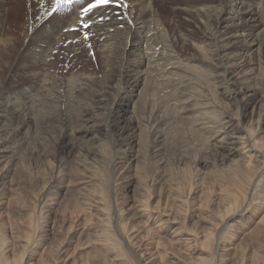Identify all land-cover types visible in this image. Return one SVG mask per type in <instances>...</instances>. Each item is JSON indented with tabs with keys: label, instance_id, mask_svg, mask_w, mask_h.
I'll return each mask as SVG.
<instances>
[{
	"label": "bare ground",
	"instance_id": "bare-ground-1",
	"mask_svg": "<svg viewBox=\"0 0 264 264\" xmlns=\"http://www.w3.org/2000/svg\"><path fill=\"white\" fill-rule=\"evenodd\" d=\"M18 1L14 0L8 8L5 7V4L0 9V179L5 178L6 180V177L11 174L15 175V166L9 161L11 157H8V154L14 145L13 142L24 135V131L28 129L31 119L40 123L57 122L60 124L59 128L57 127L56 137L52 136L54 139L52 146L59 150L61 155L70 151L69 147L72 143L66 144V141H82L86 134L92 137L95 132H100L101 128L104 138L113 139L111 168L119 165L120 168L129 170L130 163L132 164L137 159L136 155L140 156V149L138 150L137 146L141 142L136 139L139 136L135 122L130 120L131 118L125 120L123 116L126 105L133 103V113L146 104L151 106V112L148 111L149 114L151 113V118L148 115L149 125L148 128L146 127L148 138L146 152L148 149L152 155H157L161 154L163 150L166 151L168 135L171 134V131L169 134L168 127L165 129V120L167 115L175 114L181 122L194 121L193 124L197 127L196 131H200V134L201 132L211 134L209 138L211 137L212 149L207 146L210 141L203 134L202 137H207L206 140L209 142L206 141L208 144H205L204 138L202 141L208 147H206L207 150H212L211 156L216 163L228 164L229 179L244 177L248 174V168L251 165L256 167L258 171L255 169V173L251 171L253 173L251 175L255 176L252 177L254 182L251 180L252 184H249L250 187L248 185L249 196L253 193L255 185L264 181V134L262 135L264 133V70L258 65L259 63L256 64V60V63L253 62L256 53L259 56L264 52V25L253 24L260 21L258 20L260 13L257 12V16L256 11H253L258 9L256 0H228L223 6L222 0H200L201 3L196 7V12L205 15L206 11H211V16H208L212 17V21L209 20L211 29L198 37L191 33L196 37L190 38V40H186V36L183 37L178 32L181 29L179 25H175L180 10L178 12L174 10L167 14L159 8L156 0H109L108 4L100 5L87 13L84 12V9L95 3L96 0L73 2L70 4V9H65V14L61 19L50 18L48 21H44V19L31 32L27 21L18 23V20L14 18L17 16L14 7L17 5L20 7L21 3ZM184 11L182 10V12ZM181 14L183 15V13ZM201 15L199 14L198 17ZM201 19L205 20L203 16ZM21 25L24 26V30L30 32L27 43L20 40L21 44L26 46L24 51L20 50L21 44L15 48L19 38L18 33L23 30ZM175 26L179 28V30L176 29L177 32ZM205 28L207 31V27ZM184 29L186 30V28ZM13 30L14 32H12ZM15 30L17 31L15 32ZM173 35H176L177 38ZM77 41L80 42L75 43ZM93 53L97 57L96 62H92L88 56ZM71 55L68 62H73L76 59L75 65L66 67L67 69L63 68L65 58H69ZM22 60L27 66L21 63ZM80 61H84V65L81 67L78 66ZM22 68L25 69L21 70ZM14 78H19L20 82L15 81ZM214 84L219 85V89H221L219 95L223 100L218 97L220 104L213 103V97L211 103L206 101L208 98L205 96V99L200 101V98H203L204 93L201 92L204 87ZM211 95L213 96L214 93ZM255 101L260 104V107L258 106L260 108L258 112L259 124L256 121L258 129H253L256 132H250L240 124L241 111L249 102L255 103ZM229 103L239 111L238 113L236 111V118H234L235 113L234 116L232 115L235 120L227 118L221 112L231 106ZM77 106H82V110L75 112L74 108ZM103 106L106 107V119L96 124L93 111L95 108L101 109ZM228 111L231 110L228 109ZM73 113H77L74 121L79 123L78 126L75 125V122L70 121V116ZM229 113L231 114V112ZM169 117L171 119V116ZM34 120L30 124H34ZM186 126L188 127V125ZM190 131L192 130L190 129ZM254 133L261 136L255 138ZM192 134L197 137L194 132ZM94 139L100 141L101 138L94 137ZM186 141H188L187 138ZM190 141H193V138ZM203 142L199 139L200 144ZM81 143L83 142L77 144ZM204 146L202 145V147ZM204 148L197 149L196 147L195 149L198 151L199 149L204 150ZM82 149L81 151H83ZM94 151L96 150L94 149ZM168 151L170 150L168 149ZM89 153V157H92L90 149ZM163 153L165 154V152ZM94 157L96 156L94 155ZM203 161H206V158ZM79 166L81 167L80 164ZM77 171L79 172L78 169ZM77 171L75 172L77 173ZM80 171L82 170L80 169ZM57 172L61 176L60 170ZM72 172L75 173L74 170ZM69 173L73 174L70 171ZM58 174L55 176L57 179L60 178ZM65 174L68 175L67 172L62 175ZM73 176V179L79 177L78 173ZM126 176L128 177V175ZM61 177L63 178V176ZM84 177L86 179V176ZM51 179L53 180V178ZM73 179L70 180V183ZM75 180L77 181V179ZM83 181V179H78L76 184L83 185L88 182ZM121 186L123 185L121 184ZM246 192L245 198L238 205L235 201H230L236 199L234 194L227 196V201H224L220 195L223 202V216H221L219 225L208 228L207 220H201L199 222L203 223L204 229L198 232L183 226L178 220L177 213H160L149 206L146 199H142L132 203L130 214L124 218H122L124 212H120L122 210L119 211L117 208H112L116 210L113 212L111 210L112 213L109 214L111 217H108L106 208L99 202L97 205L100 218L96 219L97 226L84 225L83 228H76L68 232L66 238L80 240L85 237L89 239L93 237L92 242L87 240V247L92 245L100 252L110 255L114 264H125L124 255L121 254L118 243H123V247L127 250L133 248L134 244L131 237H122L119 226H123L122 221L141 219L144 222L149 221L152 229L154 228L155 232L160 234L170 245L172 243L180 248L185 247L186 244L192 254H197V256L205 254V257L193 259L190 264H217L221 261L222 253L227 251L222 249L225 238L234 235L236 226L246 215L250 214L253 217V219L249 218L252 221L249 225V232L243 235L244 237L250 233L252 236L247 237L251 238L246 240V243L249 241L248 246H253L258 240L264 238V207L257 205L253 202L254 200H246ZM45 198L43 197L39 202L48 206V202H42L47 201L44 200ZM47 198L49 199V197ZM40 209L45 208L40 207ZM253 209L259 210L251 212ZM157 216L162 217L157 219ZM108 222L111 223V226ZM132 230L133 227L130 226V231ZM152 232L154 233L153 230ZM122 233H124L123 229ZM211 237H213V251L209 252L207 244ZM243 237L239 239V244L245 240ZM238 242H236L237 245ZM245 245L248 247L247 244ZM8 253L9 251L4 248L0 238V264H9ZM131 256L135 258L137 264H141V262L149 264L145 261L143 253L138 255L136 250L131 249ZM69 261L68 256L64 262Z\"/></svg>",
	"mask_w": 264,
	"mask_h": 264
},
{
	"label": "rangeland",
	"instance_id": "rangeland-1",
	"mask_svg": "<svg viewBox=\"0 0 264 264\" xmlns=\"http://www.w3.org/2000/svg\"><path fill=\"white\" fill-rule=\"evenodd\" d=\"M13 1L14 0H0V9H2L5 4V7L8 8L11 4H13ZM80 1L81 0H79V2ZM227 1L228 0H222V6L225 5ZM18 2H21L20 7L18 5V7H14V12L17 11L15 13L17 16H13H15L14 18L18 20V23L27 21L30 26V32L40 24V21L43 22L44 19V21H48L50 20V18H54L57 20L61 19L65 14V9H70V6H68L67 8H61L57 12L53 13V7L55 6L56 0H28L27 2L26 0H19ZM200 3V0H156V4L159 6V8L167 14L172 13L174 10L176 12L180 10L178 12L180 13V15L177 18L178 21L176 20L177 23H175V25H179L181 29L179 30V28L175 26V30H179L178 32L183 37L186 36V40H190V38L192 39L196 36L198 37L202 35L203 32L205 34L208 32V29H211L210 23L212 21V17H208L211 16V11H206L205 15L203 13L196 12V7H198ZM262 4L264 5V0H256V6H258V9L253 10L254 12L256 11L257 16L260 13V16H258V20H260L261 22L259 21L253 23L255 25L258 24L259 26L262 24L264 25V6ZM182 10L185 11L182 12ZM181 13H183V15ZM199 14L202 15L198 17ZM195 15L197 16L195 17ZM202 16L203 18H205V20L201 19ZM197 17L198 19H195ZM203 21L206 23H204ZM21 26L23 30H21V32L19 31L18 33L20 39H17L15 48H17V45L19 47L21 41L28 42L27 39H29L30 37L28 36L30 35V32L24 30L23 25ZM205 27H207V31L205 30ZM184 28H186V30ZM16 31L17 30H15V32ZM12 32H14V30ZM191 33L196 36H194L193 34L191 35ZM23 34L25 35V37L23 36ZM26 35L28 36V38ZM173 37L177 38L176 35H173ZM79 42L80 41H77L75 43ZM25 49L26 46H23L21 44L20 50L24 51ZM88 56H90L92 62H96L95 60L97 59V57L94 56V53L93 55ZM71 57L72 55L69 56V58H65V63L63 62L64 65H62L63 68L67 69L69 66L75 65L76 59L73 62H68ZM255 60L257 63L255 62ZM22 61L21 63L24 64V61ZM253 62L256 64L259 63L258 65L264 70V52L259 56H257L256 53L253 57ZM83 65L84 61H80L78 63L79 67ZM24 66L27 65L24 64ZM23 69L25 68H22L21 70ZM14 79L15 81H18L19 78ZM18 82H20V80ZM211 86H208L209 88L204 87L203 91L201 92L202 94L204 93L202 95L203 98H200V101L202 99H205V96L206 98H208L206 99V101L211 103L213 97V103H216L218 105L220 104L219 98H222L219 95L221 89H219V85L217 84ZM210 92L211 94L214 93V95L216 96H212ZM257 101H255V103L249 102V104L243 108L244 110L242 109L241 111L242 118L240 120V124L242 125V127L244 126L243 128H245L246 131L256 132L254 130L258 129V112L260 109L258 108V106L260 107V104ZM202 102L204 103V101ZM229 104L231 106L223 109L225 112H221L224 114V116L233 120L234 118H236L237 109H235L234 105H232L231 103ZM254 105L256 106L254 107ZM132 107L133 103L127 104L123 116L125 117V120H129L131 118L130 120L135 122L137 133L139 136V138L136 139L141 142L138 143L137 146V149H140V156L136 153L137 159H135L132 164L130 163L129 166L130 168L132 167V169L129 168V170L131 171H129L128 168L127 170L120 168L121 166L119 165H117L118 167L115 165L113 167L114 169L111 168L112 166L110 164V161H112L113 158V139L111 140L107 137L104 138V133L101 128V133L99 131L95 132L92 137L87 136L86 134L82 141H66V144L72 143V145H70L69 147L70 151L64 152L61 155L59 154V150H56L54 146H52L54 141L53 137H56L60 124H58L57 122H50L49 124H47L48 122L40 123L34 119L29 120L30 123L34 120V124L29 123V130H25L26 132L24 131V135L20 136L15 142H13L14 145H12V149L8 154V157H11V159L9 158V161L13 166H15V175L11 174V176L6 177L7 181L5 180V178L3 180L0 179V238L2 240L4 248L9 251V253L7 254L9 264H114L111 261L110 255H106L105 252H100L96 247H93L92 245L87 247V240H91L93 237L90 239L85 237L80 240H77L76 238L68 240L66 238V234L76 228H83L84 225H88V227L97 226L96 219L100 218L97 205L99 202H101L102 205H104V207L106 208L108 217H111L109 216V214L112 213L113 210H116L112 208H117L119 211L122 210L120 212H124L122 213L124 214L122 215V218H124L130 214V211L132 209H130V207L133 206L132 203L134 204V201L146 199L148 205L152 208H155V210L160 211V213H177L178 220L180 221V223H182L183 226L188 229H195L197 232L201 229H204L203 223L199 222L201 220H207L206 222L207 224H209L208 228L219 225V221L222 218L221 216H223V202L220 199V195L222 196L224 201H227V196H231L232 194H234L236 199H232L230 201H235L236 205H238L245 198V192L247 191L246 200H254L253 202H255L257 205L262 206V208L264 207L263 180L260 183H257L255 185L253 193L250 196L248 195L247 189L252 184V177L255 176H252L251 173L254 171V169L255 171H258L256 167L251 165L248 168L250 171L248 170V174L244 177H233L232 179H229V174H227L228 164L226 163L220 165L216 163V161H214V159H212L213 157L211 156L212 150H207L209 146V148H211V137L209 138L211 134H207L204 132H201L200 134V131H196L197 127L195 126V124H193L194 121H191L192 123H186L185 121L181 122L177 119V116L175 114L169 115L171 116V119L167 115V119L165 120V129L166 127H168L167 132L169 133L171 131V134L169 133L170 135H168V145L166 146V149L164 148L166 151L163 150L161 154L159 153L157 155H152V153H150L148 149L146 152L148 141V138L146 136V127L148 128L149 125L148 115H151V113L149 114V112H151V106L149 104H146L145 106L139 108L136 111L137 113H133L134 110ZM103 108L104 110H102ZM105 109V106L101 107V109H94V123L99 124V122H103L106 119ZM228 109H230L231 111H228ZM80 110H82V106H77L74 108L75 112ZM229 112H231V114ZM238 112L239 111H237V113ZM76 114L77 113L72 114L74 117L72 115L70 116V121H73L72 123L75 122V125L78 126L79 123L77 121H74L76 119ZM232 115L234 116V118ZM170 120L173 121L171 122ZM256 121L258 124L256 123ZM182 123L183 125H181ZM185 124L188 125V127ZM34 125L35 127H33ZM44 127L45 129H43ZM183 128L187 129L190 133ZM188 128H190L192 131H190V129ZM193 132L195 133L194 135H197V137L193 136ZM202 134L203 136H207L208 140L210 141L209 145H207L208 147L205 144H208L209 141L206 140L207 137H202ZM254 134L253 136L255 138L261 136H257L256 133ZM263 134L264 133H262V135ZM94 137H96L97 139L99 137V139H101L100 141H98L95 140ZM181 138L183 139V141ZM186 138L188 141H186ZM191 138H193L194 142L190 141ZM203 138L205 142H208L204 144V142L202 141ZM199 139L201 142H203L202 144L199 143ZM80 142H83L84 144H77ZM192 142L194 143V145ZM195 142L198 145H195ZM182 143L184 144V146ZM202 145H205V148L202 147ZM199 146L201 148H204L205 151L202 149H199L197 151V149L200 148ZM81 147L85 149L86 147H88L90 149L91 156H93L89 157L90 153L88 148L86 149L88 153L87 154L86 150L82 149ZM196 147L197 149H195ZM81 149L84 152L81 151ZM94 149L96 151H94ZM168 149L171 152L168 151ZM192 150L195 153H193ZM163 152H165V154ZM94 155L97 158L94 157ZM205 158L206 161H203L205 160ZM138 159L139 163L137 162ZM73 163L74 165L77 164V167L80 164L81 167L79 166L77 168L73 165ZM136 163L137 165L135 166ZM57 168L62 174L67 172L68 175L61 174V176H63L62 178L61 176H59L60 173L57 172L59 171ZM62 169L63 171H65L63 172ZM77 169L79 170V172L77 171ZM80 169L82 171H80ZM73 170L74 172L77 171L78 173L79 177L77 176L78 178H75L77 179V181L73 179V175L77 174L76 172L73 173ZM69 171L73 174L70 175ZM255 171L253 173H255ZM55 172L57 174L59 173L58 176L64 180L59 178L61 180L60 181L59 179L55 178V176L57 175ZM80 172L84 174V176H86V179H84L85 177L82 176V174H79ZM126 175H128V177ZM71 176L73 177L71 178ZM87 176L89 177V179ZM69 177L73 179L71 183V179ZM51 178H53V180ZM56 179L61 183L55 181ZM78 179H83V182L88 181L89 183L86 182L83 185L76 184V182L78 183ZM68 182L70 183V185ZM121 184L123 186H121ZM51 185H54V187H52ZM125 186L129 187L126 188ZM49 188L51 189L49 190ZM112 190H114L115 192ZM50 192L54 193L52 194ZM45 194L48 196H46ZM42 196L44 198L46 197L44 200H47L42 202H48V206L39 202V200L43 198ZM47 197H49V199L51 200H49ZM40 207L45 209L41 210ZM256 210L259 209H253L251 212H254ZM249 215L250 214L243 217L242 221H240V223L236 226L234 235L225 238L222 249L227 251L222 253L220 259L221 261H219L217 264H264V238L258 240L257 243L253 246H248L249 241L248 243H246V240L248 239L247 237L251 236L250 233L249 235L244 236L246 238L243 237L244 233L246 234L249 232V225L252 223L251 219L249 218L253 219V217ZM160 217L162 216H157V219H159ZM122 222L123 226H119V229L121 231L120 234L122 235V237H131L134 244L133 248L127 250L123 247V243H118L120 252L124 255L123 258L125 260V264H137L135 262V258L131 256V249L133 251L136 250V253L138 255L143 253V256L145 255V261L149 264H190L195 258L205 257V254H202L201 256L192 254V252L187 249L188 245L186 244L185 247L180 248L172 243L170 245V243L165 241L160 236V234H157L155 232L154 228L152 229L149 221L144 222L141 219H138ZM109 225L111 226V223H109ZM130 226L133 227L132 231H130ZM121 228L124 230V233H122ZM152 230L154 231V233L152 232ZM242 237L245 240H242L241 244H239L240 242L238 241ZM114 238L116 239L115 236ZM250 239L251 238H249L248 240ZM236 242H238V245ZM245 244H247L248 247H246ZM207 245L209 248L208 251H213V237H211V240H209ZM68 256L70 261L66 263L64 262V260ZM147 257L149 258L146 259ZM141 264L144 263L141 262Z\"/></svg>",
	"mask_w": 264,
	"mask_h": 264
},
{
	"label": "snow or ice",
	"instance_id": "snow-or-ice-1",
	"mask_svg": "<svg viewBox=\"0 0 264 264\" xmlns=\"http://www.w3.org/2000/svg\"><path fill=\"white\" fill-rule=\"evenodd\" d=\"M73 2L79 3V0H56L55 6L53 7V13L57 12L61 8H67ZM108 3L109 0H96L95 3L90 4L88 8H85L84 12L87 13L100 5H106ZM85 27H87V25H85Z\"/></svg>",
	"mask_w": 264,
	"mask_h": 264
}]
</instances>
